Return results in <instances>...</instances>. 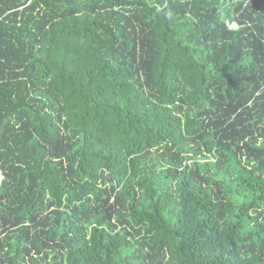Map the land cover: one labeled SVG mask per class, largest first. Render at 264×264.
<instances>
[{
    "label": "trees",
    "instance_id": "trees-1",
    "mask_svg": "<svg viewBox=\"0 0 264 264\" xmlns=\"http://www.w3.org/2000/svg\"><path fill=\"white\" fill-rule=\"evenodd\" d=\"M0 264H264V0H0Z\"/></svg>",
    "mask_w": 264,
    "mask_h": 264
}]
</instances>
